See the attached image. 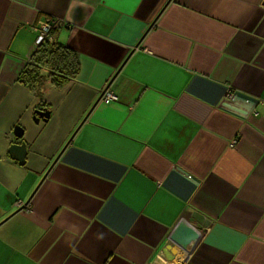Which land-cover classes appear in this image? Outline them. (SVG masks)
Instances as JSON below:
<instances>
[{
  "label": "crops",
  "instance_id": "crops-1",
  "mask_svg": "<svg viewBox=\"0 0 264 264\" xmlns=\"http://www.w3.org/2000/svg\"><path fill=\"white\" fill-rule=\"evenodd\" d=\"M48 18L80 69L34 90ZM0 264H264V0H0Z\"/></svg>",
  "mask_w": 264,
  "mask_h": 264
},
{
  "label": "trees",
  "instance_id": "trees-1",
  "mask_svg": "<svg viewBox=\"0 0 264 264\" xmlns=\"http://www.w3.org/2000/svg\"><path fill=\"white\" fill-rule=\"evenodd\" d=\"M43 67L49 69L47 75L42 74ZM79 69L80 60L74 49L51 42L46 37L33 51L19 80L36 90L40 88L43 78L47 77L55 87L62 88L76 78Z\"/></svg>",
  "mask_w": 264,
  "mask_h": 264
},
{
  "label": "water",
  "instance_id": "water-1",
  "mask_svg": "<svg viewBox=\"0 0 264 264\" xmlns=\"http://www.w3.org/2000/svg\"><path fill=\"white\" fill-rule=\"evenodd\" d=\"M109 86L110 84L105 89L109 88ZM37 112L40 117H45V116L47 117L49 115V110L46 109L38 110ZM15 136H16V140L23 136V129L21 127H16ZM9 153L12 156V158L18 160L20 164H24L27 155V143L25 141H22L20 143L18 142L12 143L9 148ZM192 217L199 223L204 224L205 226H208L210 224V220L206 218V216L201 212L194 211L192 213ZM176 234L178 236V242L183 248L188 247L192 243L196 242L197 239L199 238V234L195 228L184 224L178 225V228H176ZM167 251H165L167 258L173 259L174 255L169 254L170 252L169 250Z\"/></svg>",
  "mask_w": 264,
  "mask_h": 264
},
{
  "label": "built area",
  "instance_id": "built-area-1",
  "mask_svg": "<svg viewBox=\"0 0 264 264\" xmlns=\"http://www.w3.org/2000/svg\"><path fill=\"white\" fill-rule=\"evenodd\" d=\"M55 22L56 20L52 18H48L45 22H43L39 26V32H38V36L36 39V46H38V44H40L43 40H45L46 37H48ZM232 95L233 93L229 89L227 91V96H232ZM101 99L104 100L105 102H110L113 100H118V96L113 91H111L109 88H107L102 93Z\"/></svg>",
  "mask_w": 264,
  "mask_h": 264
},
{
  "label": "clouds",
  "instance_id": "clouds-1",
  "mask_svg": "<svg viewBox=\"0 0 264 264\" xmlns=\"http://www.w3.org/2000/svg\"><path fill=\"white\" fill-rule=\"evenodd\" d=\"M237 100H239V98H237ZM229 108L232 112L235 113L237 117L242 119H247L250 116L251 112L253 111V105L251 101H247V100L243 101L240 104L229 105ZM188 179L191 180L192 177L189 176Z\"/></svg>",
  "mask_w": 264,
  "mask_h": 264
}]
</instances>
